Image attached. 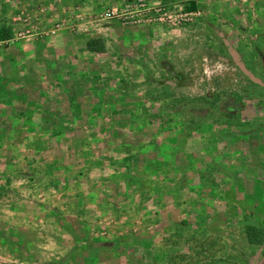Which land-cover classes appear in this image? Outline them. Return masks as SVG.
Segmentation results:
<instances>
[{
	"label": "rangeland",
	"instance_id": "obj_1",
	"mask_svg": "<svg viewBox=\"0 0 264 264\" xmlns=\"http://www.w3.org/2000/svg\"><path fill=\"white\" fill-rule=\"evenodd\" d=\"M2 32L1 95L50 107L0 131V264H264V0H0Z\"/></svg>",
	"mask_w": 264,
	"mask_h": 264
},
{
	"label": "crops",
	"instance_id": "obj_2",
	"mask_svg": "<svg viewBox=\"0 0 264 264\" xmlns=\"http://www.w3.org/2000/svg\"><path fill=\"white\" fill-rule=\"evenodd\" d=\"M4 79L0 76V83L1 81L5 83ZM21 90L19 89L18 91ZM1 93L0 91V131L10 132L20 126L31 131L41 130L42 125L39 124V121L47 115L46 112L50 107L47 97L41 96L33 103V101H29L30 98L28 100L24 99V97H18V99L15 98V101H10L7 97H3ZM3 147L5 148V145L0 142V150ZM8 147L10 148L11 146L8 145ZM15 160L13 155L9 157L8 163H16Z\"/></svg>",
	"mask_w": 264,
	"mask_h": 264
},
{
	"label": "trees",
	"instance_id": "obj_3",
	"mask_svg": "<svg viewBox=\"0 0 264 264\" xmlns=\"http://www.w3.org/2000/svg\"><path fill=\"white\" fill-rule=\"evenodd\" d=\"M195 5L193 4L189 10H194ZM11 38V35L7 32H2L0 40L7 41ZM87 50L91 53H103L105 48L100 40H93L87 43Z\"/></svg>",
	"mask_w": 264,
	"mask_h": 264
}]
</instances>
